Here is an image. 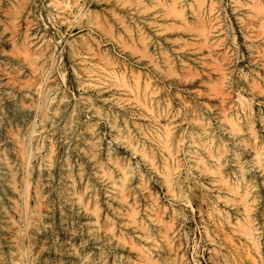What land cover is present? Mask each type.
<instances>
[{
  "label": "rangeland",
  "instance_id": "rangeland-1",
  "mask_svg": "<svg viewBox=\"0 0 264 264\" xmlns=\"http://www.w3.org/2000/svg\"><path fill=\"white\" fill-rule=\"evenodd\" d=\"M11 1L2 0L0 4V155L9 160L16 170V183L21 195L13 194L0 177V203L5 211L0 214V264H75V258L70 255L73 248L96 261L100 253L105 252L119 264H129L120 258L121 255L131 257L136 262L135 254L127 244L116 247L106 242L104 235L95 242L96 239L85 232L83 211L75 206L68 207L66 203V198L72 195L68 190L67 178L71 177L78 183L82 171L92 185L89 196L99 198L102 219L111 217L117 231L122 229L123 218L112 209L120 208V205L106 194L108 181H94L90 176L94 168L87 159L72 150L73 145L80 143V136L84 135L90 124H94L102 137L104 153L101 157L108 171L116 173L105 152L110 147L114 153L113 159L128 162L142 172L160 206L167 207V218L171 215L176 217L177 232L183 241L189 264H235L234 260L241 263L237 252L230 249L232 247L225 239L226 233L232 234L229 227L226 226L224 233L218 225L220 219L212 215L217 197L211 186L218 187V184L210 182L211 175L203 173V168L190 159L187 153L189 148L177 154L181 166L177 169V184L169 187L139 153L136 154L114 138L111 124L114 120L123 129L125 122H128L139 140L155 146L156 141L153 142L151 138L156 133L163 134L166 125L172 129L173 138L185 137L189 141L192 136L198 135L204 121L211 125L215 139L232 150L233 140L229 130L235 131L237 125L245 127L242 123L247 113V118L253 119L264 142V127L259 116L260 113L264 114V0H218L221 18L216 25L218 30L214 40L217 61L228 73L225 99L216 92L219 73L212 70L209 61L194 60V49L198 44L192 43L193 32L190 33L189 29L185 30L187 33L172 32L181 24L175 15L169 13L165 0H83L80 2L83 16L78 14L77 17L69 15L71 8L65 5L55 7L50 0H26L24 4ZM64 6L65 9L62 8ZM189 19L193 20V17L190 15ZM100 23L103 24L100 26ZM103 26H106L105 29ZM140 30L143 36L161 43L158 50L153 44L148 46V50L157 55L155 57L159 63L156 68L151 63L147 64L150 59L143 56L138 39L135 42L131 40V34L138 36ZM170 36L183 37L189 43L166 41ZM94 37L100 43L99 50L108 53L119 64L117 74L112 76L110 72L102 70L103 65H98L97 58L81 50L83 38ZM48 44H51L52 57L47 52L42 54ZM72 44L82 52L78 57L72 52ZM28 52L36 62H30ZM162 54L170 56L172 63L169 64ZM180 59H184L190 67H181ZM124 68L130 77L138 73L143 80H150L154 89L150 98L151 111L140 105L133 98L134 94L120 86ZM65 77L69 88L65 85ZM45 97L51 98L52 103L49 112L47 110L43 114ZM60 100L67 104L65 108ZM88 100L104 109L105 116L100 118L93 115L87 108V103H92ZM24 108L28 110L23 112L22 117L20 109ZM55 108L63 110L64 114L62 120L52 126L50 122L55 116ZM250 110L253 111L251 114ZM70 111H75L81 125L76 135L64 139L66 144H71L67 148L58 144L57 140L63 139L60 134L65 132L66 113ZM230 112L237 114V118L233 115L235 119L231 120L230 116H226ZM54 127L57 130L55 133ZM50 134L58 139H53ZM16 136L24 138L26 142L27 152L23 156L17 151ZM36 147L41 148L40 154H37ZM248 149H243L244 156H249ZM50 151L53 163L49 174L41 179L38 170ZM156 151H160L158 146ZM206 154L202 151L198 155L207 159ZM227 164L231 166L234 163L228 159ZM257 174L249 173L252 177L248 176V179L255 181L256 194L263 197L259 210L264 213V187L262 178ZM136 176L132 187H135L133 192L137 206L149 214L145 208L151 207L152 200L147 193L136 188L139 182ZM38 183L51 189V193L44 192L41 202L36 201L34 191ZM15 203L19 204L18 209ZM219 204L225 208L222 203ZM9 220H14L17 225L13 226ZM259 222L264 224V219L259 218ZM65 230H72L73 236L65 234ZM235 240L238 238L235 237Z\"/></svg>",
  "mask_w": 264,
  "mask_h": 264
},
{
  "label": "bare ground",
  "instance_id": "bare-ground-1",
  "mask_svg": "<svg viewBox=\"0 0 264 264\" xmlns=\"http://www.w3.org/2000/svg\"><path fill=\"white\" fill-rule=\"evenodd\" d=\"M1 1L2 0H0V4H2ZM7 1L8 0H6V2ZM12 1L15 2L19 1V3L24 4L26 0H23L24 1L23 3L20 2L22 0H12ZM70 1L71 0H50V3L51 5H54L55 7L58 6L59 8L63 5L71 8V10L68 13L69 15H72L74 17H77L78 14L82 15V13L84 12H83V6L80 4V2L83 0H72L73 2ZM218 2H219L218 0L217 1L165 0V7L168 8L170 14L175 15L179 19V22L181 24L179 25V27L172 29L173 30L172 32L179 33L180 31L182 32H184L185 30L188 31V29L191 30L190 33L193 32L194 36L192 35L193 37H191L192 43L197 42L198 44V47L194 49V54H195L194 60L196 62L203 60L205 61V63L206 61H209L208 63L212 66V70L219 73L215 85L216 92L217 95L222 97V99H225L226 97L225 95L227 94V88L229 85V79L227 78L228 73L226 72L227 69H225L223 65L217 61V57H216L217 50L214 40L216 38L215 34L218 30L216 25L217 22H219V18H221L220 6L218 5L219 4ZM65 6L62 8L65 9ZM190 15L193 17V20L189 19ZM78 18H80V16ZM122 19L123 18H121V21L123 22L124 19L123 20ZM102 24L100 23V26ZM108 28H110L111 31V27L109 26ZM125 29H127V27ZM26 30L29 31L28 28ZM187 31L185 32L187 33ZM150 38L143 36V32L141 30L138 32V36L131 34V40H133V42H135L136 39H138L137 41L141 45V49H142L141 52L143 53V56L146 55V57L150 59V61L147 64L151 63L156 68L159 63V62L157 63V58L155 57L157 55L154 56L153 55L154 53L148 50V46L153 44L154 48L158 50L161 47V43L160 42L157 43L156 41H153ZM165 40L171 41L174 44L179 41L183 43L189 41V40L185 41V39L180 36L177 38L175 36L174 37L170 36L167 37ZM28 45L29 44H27V46ZM71 46H73L72 52L75 56L77 55L78 57L79 55L82 54V52L80 53V48L78 46L75 47V45L73 44ZM49 47H51V44H48L46 48L42 50L43 51L42 54H45L47 52V54H50V57H52L53 53ZM80 47L82 51L83 50L86 51V54L89 55L91 54L90 56L93 55L95 58H97V61L99 62L98 65H103L104 69L102 70H106V72H110L112 76L114 74H117V67L119 64L117 63V61H115V59L110 57L108 53L106 54L103 53L104 51L102 52L99 50L100 43L97 41L95 37L92 39L83 38L82 46ZM39 52L41 53V51ZM31 55L29 56V59L30 62L33 63L35 60L32 59ZM163 56L166 57L165 59L169 64L172 63L170 56H165V55ZM179 62H180L179 65L184 69H188L190 67L184 59H180ZM121 77L122 78L120 81L122 84H120V86H123L125 89H127L128 92L130 91L132 94H134L135 97L133 96V98H136V101L139 102L140 105L145 106L149 111H151L152 107L151 108L149 107L151 104L150 98L151 96H153L152 94L154 92L153 91L154 89L152 88L151 82H149L150 80H143V78L138 73H135L130 77L127 74L125 68L122 69ZM64 82L66 87L69 88V85L67 83V77H65ZM34 85H36V83ZM70 92L72 93L71 90ZM44 101H45L44 106L46 107L45 108L43 107L42 113L46 114L47 110L51 109L49 108V106L52 103V100L49 97H45ZM88 101L90 102L91 100ZM59 102L62 104V106H64V108L66 107L67 104L64 103L63 100H60ZM87 108H89L91 113L97 117L102 118L103 116H105L104 109H102L100 106H95L93 102L87 103ZM27 110L25 108L20 109L21 116L23 115V112H26ZM13 111H17V110H13ZM252 112L253 111L250 110V114ZM54 113L55 116L54 118H51V122H50L52 123V126L56 125L58 121L62 120L64 111L60 110L59 108L57 109L55 108ZM57 115H59V117H57ZM233 115H235V117L237 116V114H233L232 112L226 114V116L231 117V120L235 119V117L233 118ZM245 115L246 117L243 118L245 122L242 123L245 127L242 128L237 125L236 129L238 130V132L236 129L235 131L229 130V133L231 134L229 135L233 140L232 142L233 144H231L233 148L232 150H229L227 144H222L218 142L219 140L215 139V135L212 132L211 125L205 123L204 121L201 122L200 132L198 133V135L196 137L192 136L189 141H186L185 137H179L177 139L173 138L174 133L172 132V129L166 125L163 134L156 133L157 134L156 135L155 132L152 133L151 136L155 134V136L151 138L153 142L156 141L155 146L154 144L148 143L145 140L144 142L143 140H139L136 137L137 135H135L133 130H131V128L129 127L128 122H125L126 124L124 123L125 127L123 129L117 126L116 125L117 123L114 120H112L113 123L111 122L112 123L111 125H112V129L115 132L114 138L118 141H121L122 144H124L127 148L131 149L136 154L139 153L143 161L147 162V165L150 166L151 168L152 167L155 168L154 170H156V173H158V175L164 178V180L166 181L165 184H167L169 187H172L177 184V176H176V174H178L177 169H180L181 167L177 154L180 153L181 151H185V148H189L190 150L188 149L187 153L190 159H194L195 163H198L203 168V173L211 175L210 182L213 181V184H215V182L218 184V187L211 186L212 187L211 190H213L216 193L215 195L217 197L216 198L217 200L216 199L214 200L212 215L213 217H215V219L216 218L220 219L218 225L224 233H225V229H227L226 226L229 227L230 232L232 234L230 235L226 233L225 239L226 241H228V246L232 247L230 249L235 250V252H237L238 254V257H240L239 259H241L240 260L241 263L239 264H264V243H263L264 224H261L260 223L261 221L259 222V218L264 219V213H261V211L259 210L260 200L263 197L256 194L255 190L257 187L256 184L254 183L255 181L251 182L250 179H248V176H250L249 173L258 172L259 174L258 177L262 178V186L264 187V142L261 140L260 135L257 129L255 128L254 125L255 122L253 121V119L251 118L248 119L247 113ZM259 116L261 117V122L263 123V127H264V114L260 113ZM108 117L109 115L106 116V118ZM238 119L240 118L238 117ZM80 125H81V121H79L78 117L75 114V111L67 112L65 124L63 127L65 132L63 134H60V137L63 139L57 140L59 141L58 144L60 143L61 146L63 145L66 146L67 148L71 147V144L69 142L66 144L64 139L67 138L69 139L70 137L76 135L77 134L76 130L80 128L79 127ZM55 128L56 127H54L53 130L54 133L57 131ZM138 130L141 131L142 129L139 128ZM242 131L244 133H241ZM16 134H18V132ZM142 134L147 135L146 133H142ZM50 135L53 139L56 138L55 135L53 134ZM16 137H17L16 142L18 145L17 151L19 150L18 152L23 156L25 152H27L25 150L26 142L23 140L24 138L22 139V138H18V136ZM79 141L80 143L78 142V144L76 143V145L72 146V150L78 153L83 158L87 159L88 162L91 164V166L94 168L92 170L93 173L91 175L89 174L90 176H92L94 181H108L109 186L106 189V194L108 197L112 198L113 200L114 199L117 200L119 203L118 205H120V208L112 207V209L114 210V213L117 216L123 218L122 229L120 228L121 231L120 234H118L117 232L120 229L117 231L113 218L106 216L105 220L102 219V214L98 206L99 198L98 196L96 197V195L93 198L89 196L92 185L90 181H87L85 179V176L84 174H82L81 171V173H79L80 182L77 183L71 177L67 178V183H69L68 190L71 191L72 195L66 198V203L68 207L72 206L73 208V206H75L83 211L85 232L89 233L93 238H95L96 239V240L94 239L95 242H98V239L101 238L102 235H104L107 240L106 242L109 241L111 245H115L116 247H120L122 245L125 246L127 244L130 247L131 251L134 252L136 262L132 261L131 257L130 259L127 257H123V255H121L120 258L122 259L124 258L125 261L129 264H189L183 249V241L181 240V237H179L177 232L178 230H177L176 217L171 215L167 218V214H166L167 207L163 208L160 206L157 196H155V194L152 193L150 187L148 186V183L144 179L142 172L141 171L138 172L136 170V167H133L128 162L127 163L123 162L118 158L113 159L112 157L113 152L111 148L108 147L105 152L107 153L108 160L112 164L111 166L114 168V171L116 173H112L111 171L109 172L108 169L106 168V165L103 163V159L101 157L102 153H104L102 137L98 129H96V127L94 126V124L93 125L90 124L87 126L86 132L84 133V135L80 136ZM37 144L35 145L37 146ZM157 146L160 148V151H156ZM40 147H43V145H41ZM40 147H36L38 150L37 154L41 153ZM242 148L244 150L249 148L248 149L250 150L249 156H244V150ZM202 151L207 153L206 154L208 157L207 159L204 156L198 155ZM230 151L231 153L229 154ZM1 155H0V177L4 181H6L8 185V189L13 194L21 195V191L18 189L16 183V174H15L16 170H14L10 161L4 157H1ZM242 155L243 158L241 157ZM228 159L232 160L234 164L229 166L227 164ZM44 160L45 161L39 167L38 170V174L41 175L39 176L41 177V179L44 176H47V174H49L50 168L53 163L52 151H50L45 156ZM135 175H137L139 178L138 186L136 188H140L141 191L147 193V195H149V198H151L150 200H152L151 207L149 206L145 208V210L150 212L149 214L147 212L146 213L142 212L137 206L138 204L137 199L135 193L133 192V189L135 187H132ZM251 177L252 176H250L249 178ZM105 186H107V184ZM34 191L37 197L35 198L38 199L36 201L38 202H41L44 192L51 193L50 188L48 187L45 188L43 186H40L39 183L37 184V186L35 185ZM46 194L45 196L47 197ZM215 202L218 206L215 205ZM219 202L222 203V205L225 208L220 207L221 204H219ZM262 203H264V201ZM18 205L19 204H17L16 206L17 209H18ZM40 208H38V211L40 210ZM17 209L15 208V210ZM3 211L4 209L0 203V214L3 213ZM173 213L175 214V212ZM260 215L262 217H260ZM64 217L66 218V215H64ZM13 221L12 222L10 221L11 224L13 226L17 225V223L14 224ZM71 232L69 230L64 231L65 234H69V235H72ZM235 237H237L238 240H235ZM70 255L73 258H75L76 260L75 264H119L116 261V259L111 260L109 254H106L105 252L100 253L99 257L97 258V261L95 258L93 259L92 256L81 253L77 248L75 249L73 248L70 252ZM119 261L121 260L119 259ZM234 261L235 264H238L237 262L238 260L237 261L234 260Z\"/></svg>",
  "mask_w": 264,
  "mask_h": 264
}]
</instances>
